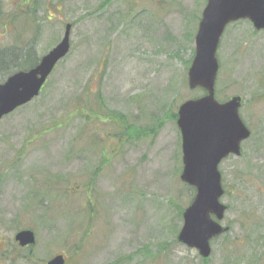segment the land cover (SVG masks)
<instances>
[{"label":"rangeland","instance_id":"1","mask_svg":"<svg viewBox=\"0 0 264 264\" xmlns=\"http://www.w3.org/2000/svg\"><path fill=\"white\" fill-rule=\"evenodd\" d=\"M205 3L0 0L10 64L29 51L40 60L71 25L70 51L40 95L0 121L2 264L57 254L65 264H264V31L247 20L217 51L216 97H240L251 132L219 166L228 231L207 260L176 241L194 192L179 179L173 115L203 95L187 70ZM27 229L35 243L19 249L14 235Z\"/></svg>","mask_w":264,"mask_h":264},{"label":"water","instance_id":"2","mask_svg":"<svg viewBox=\"0 0 264 264\" xmlns=\"http://www.w3.org/2000/svg\"><path fill=\"white\" fill-rule=\"evenodd\" d=\"M247 20L255 30H264V0H206L194 36V56L187 70L190 90L203 95L183 102L177 110L176 125L181 137L182 170L180 180L194 188V197L182 213V226L176 240L206 259L210 241L225 233L222 227L227 206L220 202L224 194L218 166L230 155H240V144L250 131L239 116L241 98L225 102L215 97L219 70L217 50L226 27ZM70 24L61 41L27 71H18L0 84V119L37 97L45 81L70 50ZM20 246L32 245L30 230L18 232ZM47 264H64L61 255Z\"/></svg>","mask_w":264,"mask_h":264},{"label":"trees","instance_id":"3","mask_svg":"<svg viewBox=\"0 0 264 264\" xmlns=\"http://www.w3.org/2000/svg\"><path fill=\"white\" fill-rule=\"evenodd\" d=\"M33 50V47H32ZM22 64H10L7 62L8 56L6 54L0 57V70L6 72L7 74H12L13 72L21 69H28L34 67L38 63V59L35 57L32 51H29L27 54L21 56ZM175 118L176 116L173 115Z\"/></svg>","mask_w":264,"mask_h":264},{"label":"flooded vegetation","instance_id":"4","mask_svg":"<svg viewBox=\"0 0 264 264\" xmlns=\"http://www.w3.org/2000/svg\"><path fill=\"white\" fill-rule=\"evenodd\" d=\"M243 122H244V121H243ZM244 123H245V122H244ZM14 242H15V241H14ZM15 244L18 246L19 249H25V248H27V246H25V247H20L16 242H15ZM1 260H2V258H1ZM1 260H0V264H2Z\"/></svg>","mask_w":264,"mask_h":264}]
</instances>
